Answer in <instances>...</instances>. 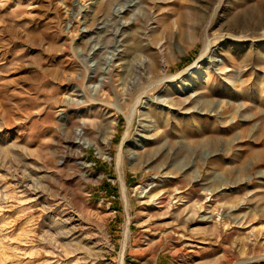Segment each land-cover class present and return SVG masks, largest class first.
<instances>
[{"label":"rangeland","instance_id":"obj_1","mask_svg":"<svg viewBox=\"0 0 264 264\" xmlns=\"http://www.w3.org/2000/svg\"><path fill=\"white\" fill-rule=\"evenodd\" d=\"M258 18L264 0H0V264H120L125 227L123 264H264ZM206 39L219 63L171 78Z\"/></svg>","mask_w":264,"mask_h":264},{"label":"bare ground","instance_id":"obj_2","mask_svg":"<svg viewBox=\"0 0 264 264\" xmlns=\"http://www.w3.org/2000/svg\"><path fill=\"white\" fill-rule=\"evenodd\" d=\"M109 2H106V4L103 5V7H105V5H108ZM128 24L125 25V27H127ZM264 27V19L263 18H258L255 22L254 25V29L251 31L252 34H254V36H251L252 38H259L262 37L263 34L261 33V29ZM249 33H245L239 37H234V39H245L248 37ZM223 38L228 37L229 35H225L222 34L220 35ZM151 62L148 64V68L150 69V71L153 73L152 76V81L150 85H155V84H159L162 82V80L165 78V76L157 74L156 71L158 69V62L156 60V58H152L150 60ZM219 59H218V55L217 52L215 50V47H213L211 45V41L210 40H204V46L203 49L201 51V53L199 54V56L197 57V59L186 69H184L183 71H180L179 73L171 76V78L174 79H180L181 77H183L186 73L189 72H197L201 66V64H208L210 66L216 65L217 63H219ZM145 93V89H139L135 94V102H139L140 97ZM178 101L182 102V100ZM198 108V107H197ZM214 110V109H212ZM133 116V110L129 113V115H127V121L128 124L131 123V118ZM115 132V123L112 124L111 129L108 131V135H107V139H111L113 134ZM127 130L125 131V133L123 134V140L126 138L127 135ZM122 143L119 145V149H118V157H117V165L120 167L121 165V146ZM121 182H122V178H121ZM123 194H124V187L122 188ZM125 195V194H124ZM186 214L185 220H189V219H193L196 217H199L200 220H208L211 218V216L208 214V211H203L201 213L198 212V210L195 208V206H193L192 208H190ZM129 240V230L127 227H125L124 229V233H123V239H122V247H121V257H120V264H123L124 260H123V253L127 247V243ZM186 246H192L191 243L186 242L185 243ZM189 252V251H188Z\"/></svg>","mask_w":264,"mask_h":264}]
</instances>
